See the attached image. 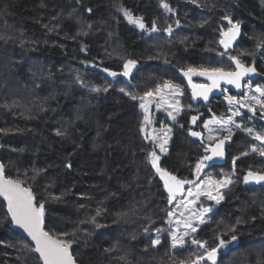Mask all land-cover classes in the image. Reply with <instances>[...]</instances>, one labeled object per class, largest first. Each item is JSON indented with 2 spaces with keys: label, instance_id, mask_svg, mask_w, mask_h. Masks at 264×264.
<instances>
[{
  "label": "trees",
  "instance_id": "1",
  "mask_svg": "<svg viewBox=\"0 0 264 264\" xmlns=\"http://www.w3.org/2000/svg\"><path fill=\"white\" fill-rule=\"evenodd\" d=\"M163 2L174 11H166L161 0H0V159L7 177L23 181L37 202L47 205L46 230L67 232L66 239L77 241L78 264H180L196 250H171L166 231L161 245L150 246L156 229L167 228V193L148 161L153 146L140 131L139 100L125 93L140 97L166 81L187 90L179 69L188 66L233 68L227 55H218L219 30L229 27L225 17L239 21L244 31L230 54L249 65L254 61L264 76V48L256 47L264 39V0ZM124 9L142 17L146 29L129 23ZM153 22L156 32L147 30ZM168 25L171 35L164 31ZM127 59L137 61L130 78L114 81L104 71L122 72ZM183 104L194 107L187 92ZM212 111L227 115L222 102H213ZM190 112L177 122L158 114L156 125L172 129L161 166L194 179L204 151L201 141L189 135ZM241 121L264 131L258 114ZM252 145L258 141L237 130L226 162L204 172L236 173L222 204L195 234L209 247L222 234L226 244L216 264H264V186L243 183L249 169L264 173V157L251 152ZM93 216L104 227L89 222ZM31 247L13 231L0 199V264H40Z\"/></svg>",
  "mask_w": 264,
  "mask_h": 264
},
{
  "label": "snow or ice",
  "instance_id": "2",
  "mask_svg": "<svg viewBox=\"0 0 264 264\" xmlns=\"http://www.w3.org/2000/svg\"><path fill=\"white\" fill-rule=\"evenodd\" d=\"M191 2H196V0H191ZM161 6L168 12L174 11L163 0H161ZM88 11H91V9H88ZM123 11L129 23L135 24L142 30L146 29L142 17H136L126 9ZM224 19L228 21L230 27L219 30L218 44L222 47L223 51L218 52V55H227L232 64H234V69H226L222 66L201 65L198 67L188 66L180 68L179 71L183 77L187 78V83L191 87V97L194 100L202 98L204 101H207L212 91L221 89L222 84L232 85L236 89L246 88L247 92L243 95L242 99L233 95L225 96L231 115L227 118H218L213 114L211 118L203 121L202 127L208 133L206 138L203 132L194 131L192 128L188 129L189 135L201 141L204 151V155L195 164L193 170L194 179L178 177L160 164V154H167L168 152L166 145H168L171 139V127L161 125L160 132L162 135L156 134L154 129L151 132L148 131V127L153 123L151 118V107L153 104L156 105L157 110L162 108L173 122H177V116L184 112L181 101L178 99L184 93L179 86L166 81L162 85H158L154 90L146 91L140 97L125 93L132 100H139V108L143 111L140 131L144 133V140L153 146L148 152V161L155 170V174L163 181V188L167 193L165 197L169 206L166 209L165 223L167 224V228L156 229L157 234L154 239H151L150 246L156 248L161 245V234L165 231L170 237L171 250L195 246L196 250L191 253L190 258L188 260H180V264H204V262L216 264L217 253L226 244V241L222 238V234L217 235L216 239L218 243L213 247L208 246L207 240H201L195 235L200 231V225L208 223L211 219L209 214L212 212V208L211 206L204 205V199L214 201L218 205L224 199L222 190L236 183L232 175L223 176L221 179L207 175L204 179H201V174L209 166V163L217 157L222 158L224 156L225 141H230L237 130L243 131L253 140L259 142V145H252L251 152L258 153L261 157H264V131H256L251 125L245 127L242 121L236 119V117L244 115L243 109L252 113L253 116L259 111L260 118L264 119V87L257 86L253 88L251 83L245 80L246 77L256 72L254 61L249 65L242 62L237 55L229 53V49L233 47L234 42L240 35V22H233L229 17H225ZM176 24L178 27L179 21ZM147 30L156 32L159 29L155 22H153L151 28ZM164 31L171 35L173 28L171 25H168ZM0 39H3V37H0ZM256 47L258 49L264 48V39L259 40ZM136 64V60L127 59L123 63L122 72L118 73L109 71L108 69H104V71H107L113 77L122 75L130 78ZM193 77H203L207 83H195ZM77 80L79 81V77ZM81 85L83 86L82 82ZM89 91L99 93L101 89L92 88ZM104 91H107V89H104ZM120 91L124 92V89H120ZM223 91L226 92L227 89ZM199 117L200 114L191 115V125L195 126ZM180 127H183V125H180ZM56 135H63V133L57 130ZM157 148L160 154L157 153ZM242 155L246 156L248 152H244ZM239 158L238 156L233 160V165H235L236 159ZM67 166L71 167V164ZM4 168L5 165L0 163V197H3L4 201H6L7 215L10 216V222L22 229L33 242L30 250L36 254V259L40 264H77V259L73 254V244L77 241L66 239L65 237L70 235L67 232L56 234L45 230L44 202H37L32 188L24 186L23 181L6 177ZM249 182L257 184L264 182V173L254 172L249 169L243 176V183L248 184ZM186 185L188 186L187 188L185 187ZM96 215H100L99 209ZM89 222L95 224L98 228L104 227L103 224L96 222L95 216L91 217ZM149 227L150 225L144 228L145 233L149 232ZM230 231L235 232L236 228L232 227ZM236 239V235L230 237V241H235ZM114 250L109 249L108 251ZM121 259L126 260V257H121ZM172 260L175 261V256L172 257Z\"/></svg>",
  "mask_w": 264,
  "mask_h": 264
},
{
  "label": "water",
  "instance_id": "3",
  "mask_svg": "<svg viewBox=\"0 0 264 264\" xmlns=\"http://www.w3.org/2000/svg\"><path fill=\"white\" fill-rule=\"evenodd\" d=\"M226 23L228 24V21L226 20ZM229 25V24H228ZM230 27V25H229ZM243 36V28L240 26V35L237 37L236 41L234 42L233 44V47L231 49H229V53H234L235 52V48L236 46L239 44L240 40H241V37ZM220 46V45H219ZM220 48L222 49V47L220 46ZM223 51V49H222ZM234 66V64H233ZM235 67V66H234ZM256 69V72L252 75H250L249 77H246L245 80L248 81V80H251V81H257L259 79H263L264 77L260 74V72L257 70V68L255 67ZM180 74V77L185 81L188 89H189V92H190V96H191V87L188 85L187 83V78L183 77L181 73ZM122 77V75H117L115 77L112 76V79L115 81L117 80L118 78ZM196 80L198 81H204L207 83V81L203 78V77H193V81L195 82ZM196 83V82H195ZM222 88H228L230 89L231 91L235 92L236 94H241L243 93L244 91V88H241V89H236L234 86L232 85H227V84H222L221 85V89L219 90H213L212 93L209 95V99L207 101H204L202 98L200 99H192L191 97V104L193 106H197L199 105L200 103H202L204 106L208 107L210 105V100L212 98H219L223 95V92H222ZM230 145V142L229 141H225V144H224V156L222 158H215L213 161H212V164L213 165H216V166H220V165H223L225 162H226V156H227V148L229 147ZM2 150V142L0 141V152ZM0 163H3L0 159ZM4 172H5V175H6V169L4 168ZM7 177V175H6ZM9 178V177H8ZM245 184V183H244ZM245 186L247 187H259V186H264V182L260 183V184H257V183H254V182H249L248 184H245ZM186 188L188 187L187 185L185 186ZM1 201L5 204L6 206V201H4L3 197H0ZM37 200V199H36ZM46 208H47V205L45 204V217H44V227L46 225ZM6 211H7V207H6ZM9 216V215H8ZM10 218V216H9ZM12 229L13 231L17 232L20 236H22L24 239H26L27 241H29L32 245H33V242L31 241L30 237L27 236V234L20 228L16 227L13 223H12ZM46 230V228H45ZM34 256L36 257V254L34 253ZM78 264V263H77Z\"/></svg>",
  "mask_w": 264,
  "mask_h": 264
},
{
  "label": "rangeland",
  "instance_id": "4",
  "mask_svg": "<svg viewBox=\"0 0 264 264\" xmlns=\"http://www.w3.org/2000/svg\"><path fill=\"white\" fill-rule=\"evenodd\" d=\"M126 78H129V77H126ZM175 85H177V84H175ZM177 86H178V85H177ZM257 86L264 87V86H262V85H255V86H253V88H255V87H257ZM179 88H180V89L183 91V93H184L183 96L178 97V99L181 101V104H182V106H183V108H184V112H185L187 109H190V111H191V112H190L191 115L200 114V117H199V119L197 120L196 125H195V126L191 125L192 130L194 129V131H201V132H203V134H204V136H205V138H206L207 135H208V133H207V130L203 129V127H202V122H203V121H206V120L209 119V118H211V116H212L213 114H215V113L212 111V109H211V110H210V109H202V108L197 107V106H194V107H191V106H189V107H185L184 104H183V101L186 99V92H188V90L184 89V88H183L182 86H180V85H179ZM246 92H247V90H246ZM246 92H245V94H246ZM225 96H227V95H225ZM225 96H224L223 98H224V100H225V102H226V104H224V105L227 107V112H226L227 115H226V114H225L224 116H217V115H216L218 118H219V117L227 118L228 116L231 115V112L228 110V109H229V106H228V104H227V101H226V99H225ZM242 98H243V97H242ZM242 98H241V99H242ZM192 106H193V105H192ZM242 111H243L244 115H243L242 117H236V119H237L238 121H241V120L243 119V117L246 116V115H252V113L247 112L246 109H243ZM184 112H183V113H184ZM183 113H181L180 115H178V116H177V119H178ZM158 114H162L164 117H166L167 119H169L170 121H172V120L167 116L166 112H165L162 108L159 109V110H157L156 105L153 104L152 107H151V118H152V120H153V123H152V125H150V126L148 127V131L151 132V131L154 129L156 134H158V135H162V133L160 132V128H161V126H157V125H156V116H157ZM257 114L260 115V112L257 111L256 115H257ZM202 119H203V120H202ZM260 120H261L262 123L264 124V119H261V118H260ZM172 122H173V121H172ZM190 124H191V123H190ZM231 139H232V138H231ZM205 142H207V141L205 140ZM229 142H231V140H230ZM258 144H259V142H258ZM168 146H169V143H168V145H166V147L168 148ZM156 151H157L158 154H160L158 148L156 149ZM167 153H168V152H167ZM160 155L163 156V155H166V154H160ZM210 165H212V162L209 163V166H208L207 168H209ZM207 168H205L204 171H203V173H202V175H204L202 179H204L205 176H207V175H210V176H212V177H214V178H216V179H221L223 176H226V175H222L221 177H219L218 175H213L211 172H207L206 174H204V172H205V170H206ZM233 173H235V171H233L231 174H228V175H232V176H233V179H234V178H235V175H233ZM235 174H236V173H235ZM227 189H228V188L222 190V191H223V194H224L225 190H227ZM202 199H203V198H202ZM222 202H223V200L221 201L220 204H222ZM220 204L217 205V204H215L214 201H207L206 199H204V205H205V206H211L212 210H213L214 208H216L217 206H219ZM210 214H211V213H210ZM210 214H209V215H210ZM200 226H201V225H200Z\"/></svg>",
  "mask_w": 264,
  "mask_h": 264
},
{
  "label": "flooded vegetation",
  "instance_id": "5",
  "mask_svg": "<svg viewBox=\"0 0 264 264\" xmlns=\"http://www.w3.org/2000/svg\"><path fill=\"white\" fill-rule=\"evenodd\" d=\"M243 33H244V31H243ZM233 65V64H232ZM233 69H234V66H233ZM261 74V73H260ZM262 75V74H261ZM263 76V75H262ZM264 77V76H263ZM259 81H264V78L263 79H259V80H257V81H251V80H248L247 82H250L251 83V85H252V87L253 86H255V85H262L263 86V84H258V82ZM196 83H206V82H204V81H198V80H196L195 81ZM224 89H227V91L225 92V91H223ZM187 90H188V94H189V96H190V92H189V89H188V87H187ZM246 88H244V91H243V93H241V94H236L235 92H233V91H231L230 89H228V88H222V92H223V95L221 96V97H219V98H212L211 100H210V105L208 106V107H206V106H204L202 103H200L199 105H197V107H200V108H202V109H212V104H213V102L214 103H221L222 102V104H226V102H225V100H224V96L225 95H233V96H236V97H238V98H242L243 97V95L245 94V92H246ZM190 101H191V96H190Z\"/></svg>",
  "mask_w": 264,
  "mask_h": 264
},
{
  "label": "bare ground",
  "instance_id": "6",
  "mask_svg": "<svg viewBox=\"0 0 264 264\" xmlns=\"http://www.w3.org/2000/svg\"><path fill=\"white\" fill-rule=\"evenodd\" d=\"M147 35V34H146ZM144 38V37H143ZM145 39V38H144ZM184 39V38H183ZM180 46V45H179Z\"/></svg>",
  "mask_w": 264,
  "mask_h": 264
}]
</instances>
